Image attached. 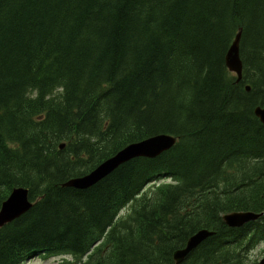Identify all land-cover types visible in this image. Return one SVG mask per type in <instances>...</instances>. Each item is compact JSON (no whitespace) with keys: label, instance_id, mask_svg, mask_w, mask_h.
Listing matches in <instances>:
<instances>
[{"label":"trees","instance_id":"16d2710c","mask_svg":"<svg viewBox=\"0 0 264 264\" xmlns=\"http://www.w3.org/2000/svg\"><path fill=\"white\" fill-rule=\"evenodd\" d=\"M240 30L238 82L226 56ZM259 105L264 0H0V206L20 186L35 202L0 228V264L60 253L175 264L202 227L217 235L182 264H260L250 253L264 217L242 229L222 221L264 210ZM166 132L178 142L161 156L87 190L63 186Z\"/></svg>","mask_w":264,"mask_h":264},{"label":"water","instance_id":"95a60500","mask_svg":"<svg viewBox=\"0 0 264 264\" xmlns=\"http://www.w3.org/2000/svg\"><path fill=\"white\" fill-rule=\"evenodd\" d=\"M241 39L242 30L236 34V37L226 56L227 66L230 71L238 75V81L242 80L244 73V65L240 51ZM247 89L250 90V86H248ZM254 112L260 121L264 123V105L257 106ZM177 142L178 137L168 133H160L146 139L130 143L113 156L100 163V165L88 175L83 177H74L73 179L66 181L63 185L86 189L104 179L110 172L118 169L126 162L138 157L155 158L163 152L171 149ZM64 147L65 144L60 146V148ZM29 200L30 190L24 187H15L3 203L2 210L0 211V227L25 212L30 207ZM258 216L259 215L250 213H234L225 216V220L230 225L236 226L242 225L251 219H256ZM211 234L212 233L204 230L192 237L186 249L179 250L175 253L177 261H182L192 248L198 246ZM261 264H264V259L261 261Z\"/></svg>","mask_w":264,"mask_h":264},{"label":"bare ground","instance_id":"6f19581e","mask_svg":"<svg viewBox=\"0 0 264 264\" xmlns=\"http://www.w3.org/2000/svg\"><path fill=\"white\" fill-rule=\"evenodd\" d=\"M235 37V36H234ZM235 39V38H234ZM233 42V41H232ZM240 50H241V48H240ZM232 73V72H231ZM235 74V73H234ZM236 76V75H235ZM237 79V78H236ZM239 82V81H238ZM77 85V84H76ZM12 94V93H11ZM12 96V95H11ZM262 123V122H261ZM239 130V129H238ZM167 133V132H166ZM154 136V135H153ZM145 139V138H144ZM142 140V139H141ZM66 145V144H65ZM176 145H177V143H176ZM176 145H174L173 147H175ZM172 147V148H173ZM171 148V149H172ZM171 149H169V150H171ZM169 150H167V151H169ZM167 151H165V152H163L162 154H164V153H166ZM162 154H160L159 156H161ZM113 156V155H112ZM159 156H157V157H159ZM157 157H155V158H157ZM146 158H149V157H146ZM100 164H98L97 166H99ZM95 170V168H93L92 170H90L89 172H87V173H85V174H82V175H78V176H75V177H83V176H86V175H88L90 172H92V171H94ZM117 170V169H116ZM116 170H114V171H116ZM113 171V172H114ZM113 172H110L106 177H108L109 175H111ZM105 177V178H106ZM166 177V178H165ZM164 178L165 179H163V182L164 183H168V184H174L175 183V180L172 178V177H168L167 176V174H166V176H165ZM74 178V176L73 177H70V179H73ZM104 178V179H105ZM69 180V179H68ZM67 180V181H68ZM103 180V179H102ZM101 180V181H102ZM100 182V181H99ZM98 182V183H99ZM65 183V182H64ZM63 183V184H64ZM98 183H96V184H98ZM96 184H94V185H92V186H90V187H88V188H86V189H79V188H75V187H70V188H75V189H78V190H87V189H89V188H91V187H93V186H95ZM64 186V185H63ZM20 187H24V188H27L28 190H30L28 187H25V186H20ZM65 187H69V186H65ZM14 189V188H13ZM12 192V191H11ZM11 194V193H10ZM9 194V195H10ZM141 195H139L138 197H137V199L140 197ZM5 201V200H4ZM4 201L2 202V204H1V206H0V211L2 210V207H3V203H4ZM136 202V199H133L132 200V205L134 204ZM29 203H30V207L25 211V212H23L22 214H20L19 216H17V217H15V218H13L12 220H10V221H8V222H6L3 226H1L0 228H3V227H5V226H7L8 224H11L12 222H14V221H16L17 219H19L20 217H22L23 215H25L27 212H29L31 209H32V207L34 206V204H35V202L32 200V198L30 197V200H29ZM129 207V206H128ZM126 208V207H125ZM125 208H123V209H120L119 210V212H118V214H117V216H116V219H117V221L119 220V219H121L123 216H125L128 212H126L125 214H123V215H120L121 214V212H123L124 211V209ZM234 213H250V214H255V215H259L258 216V218H256V219H251V220H249V221H246L244 224H242V225H236V226H233V225H230L226 220H225V216H227V215H230V214H234ZM264 217V210H261V211H255V210H233V211H230V212H227V213H225V214H223L222 215V221L224 222V224L228 227V228H231V229H242V228H245V227H248L249 225H252V224H255V223H257V222H259L262 218ZM204 230H206V231H208V232H210V233H212L210 236H208L206 239H204L198 246H196L195 248H192V250L185 256V258L182 260V261H180V262H178L177 261V259L175 258V253L177 252V251H179V250H183V249H186L187 248V246H188V243H189V241L191 240V238L192 237H194L195 235H197L199 232H201V231H204ZM249 230L250 229H247V233H249ZM252 230L253 231H256L257 232V228L256 227H253L252 228ZM217 235V230H215V229H211V228H208V227H202V228H199L198 230H196L193 234H191L190 236H189V238L187 239V241L185 242V244L183 245V246H181V247H178L175 251H174V253H173V259H174V262H175V264H182V263H184L186 260H188L193 254H194V251H196L199 247H201L203 244H204V242H206L208 239H210L211 237H214V236H216ZM263 246L262 247V250H261V252H262V254H264V244L261 242L260 244H258L252 251H251V255H252V257L253 258H255V255H254V252H255V250L258 248V246ZM43 256L44 254H38V255H36V256ZM35 256V257H36ZM34 257V258H35ZM44 257H46L45 255H44ZM31 258H33V257H29V259H31ZM28 260V259H27ZM260 264H261V262H260Z\"/></svg>","mask_w":264,"mask_h":264},{"label":"rangeland","instance_id":"374dc122","mask_svg":"<svg viewBox=\"0 0 264 264\" xmlns=\"http://www.w3.org/2000/svg\"><path fill=\"white\" fill-rule=\"evenodd\" d=\"M126 212H128L127 208H125L120 215H123ZM262 247L263 246L261 245L258 246V248L254 252L255 258H257L259 262L264 259V254H262L261 252ZM86 259L87 257H85L83 261ZM23 264H79V260H76V258L72 256V254L60 253L46 257H44V255L36 256L35 258L26 260Z\"/></svg>","mask_w":264,"mask_h":264}]
</instances>
